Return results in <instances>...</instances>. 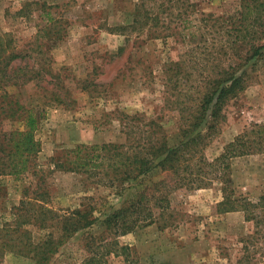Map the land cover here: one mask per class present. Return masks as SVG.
Listing matches in <instances>:
<instances>
[{
  "label": "rangeland",
  "instance_id": "rangeland-1",
  "mask_svg": "<svg viewBox=\"0 0 264 264\" xmlns=\"http://www.w3.org/2000/svg\"><path fill=\"white\" fill-rule=\"evenodd\" d=\"M247 1L168 2L159 8L156 21L122 34L118 26L132 24L137 0H0V35L21 53L12 65L43 76L7 85L8 96H0L5 108L0 142L9 129L23 127L21 118L4 115L16 101L30 109L23 116L38 117L35 136L40 142V151L28 163L30 171L0 174V264H34L21 243L14 250L3 246L8 241L3 230L15 226L13 207L24 192H46L60 208L75 207L92 195L101 211L127 199L128 191L118 196L86 174L54 169L51 158L78 145L124 142L125 121L126 129H150L163 134L169 145L177 144L189 107L218 71L216 64L227 67L232 56L237 63L236 55L249 48L242 40L230 42ZM240 70L245 71L244 89L226 101L215 128L202 131L199 147L207 159L218 156L251 124L264 127V50ZM229 179L236 199L264 195V152L230 159ZM144 181L148 189L159 181L174 188L167 193L168 207L153 208L152 223L117 237L119 244L129 246L128 264H264V206L256 207L255 218L246 219L241 208L217 210L222 199L218 181L197 189L178 187L170 172L159 169ZM50 230L22 225L12 233V243L42 239ZM103 231L97 222L76 232L48 264H86L93 255L101 264H127L125 255L104 252L99 241ZM91 235L97 254L85 247Z\"/></svg>",
  "mask_w": 264,
  "mask_h": 264
},
{
  "label": "trees",
  "instance_id": "trees-1",
  "mask_svg": "<svg viewBox=\"0 0 264 264\" xmlns=\"http://www.w3.org/2000/svg\"><path fill=\"white\" fill-rule=\"evenodd\" d=\"M183 1L186 0H137L132 24L118 26L119 31L124 34V30L129 27L142 28L151 19L157 20L159 8L165 3L182 4ZM232 31L231 44L242 40L249 48L243 54H235L239 60L237 63L236 58L232 56L228 58L227 67L223 65L218 67L216 64L218 71L203 85L197 102L189 107L190 117L186 120V125L180 129L181 139L177 144L169 145L163 134L157 135L156 131L150 129H126L128 123L125 121L122 131L127 135L126 141L78 145L60 157L51 158L50 162L54 169L86 174L95 180L92 182L109 187L112 194L123 196L128 191L125 201L118 207L112 206L101 211L96 207L98 199L91 195L84 196L75 207L60 208L52 205V199L46 192L35 190L31 196L24 192L19 204L13 207L15 226L12 228L9 225L3 230L8 240L4 241L3 246L14 250L21 243L20 246L28 251L25 255L31 254L34 264H48L51 256L76 232L98 222L104 227L103 233L99 235L104 252L125 255L127 264L130 263L129 246L119 244L117 237L138 225L152 223L155 219L153 208L163 210L168 207L167 193L174 188L159 181L152 183V190L148 189L144 177L156 169L170 172L174 177L173 184L178 187L197 189L218 181L221 184L222 199L217 203V210L227 212L241 208L246 214V219L255 218L256 207L264 206V195L252 200L248 198L239 200L231 196L230 159L254 152H264L263 125L251 124L226 143L222 152L213 159L205 158L202 147H199L203 141L202 131L213 130L218 119L223 117L222 110L226 101L244 89L245 71L240 70L242 66L261 55L264 50V3L259 0L244 3L239 21ZM18 57H21V53L14 50V45L10 41H3L0 35L2 98L8 96L7 85L21 86L43 77L39 70L12 65ZM15 106H11L9 112L5 111L4 115L6 117L16 115L17 118L24 120V124L22 129H9L0 142V174L18 176L30 171L28 163L30 158L40 151V142L35 136L38 117L32 113L23 116L21 113H26L30 109L23 110V105L17 101ZM4 109L0 105V114ZM36 224L42 228L49 227L51 230L42 239L30 238L24 242L12 243V233L18 227ZM55 230L57 233H54ZM88 238L85 247L95 253L96 237L91 235ZM86 264H101V261L93 255L86 260Z\"/></svg>",
  "mask_w": 264,
  "mask_h": 264
}]
</instances>
